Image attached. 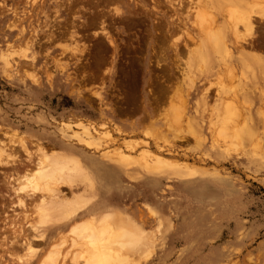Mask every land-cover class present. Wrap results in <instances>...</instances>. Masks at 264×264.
Returning a JSON list of instances; mask_svg holds the SVG:
<instances>
[{"label":"rangeland","instance_id":"374dc122","mask_svg":"<svg viewBox=\"0 0 264 264\" xmlns=\"http://www.w3.org/2000/svg\"><path fill=\"white\" fill-rule=\"evenodd\" d=\"M255 2L264 4L121 0L120 14L112 13L117 5L108 0H7L8 7H0V142L24 139L33 152L30 171L37 143L65 166L79 162L86 178L54 188V194L87 201L65 225L49 222L52 228L43 229L35 206L48 195H22L29 208H17V197L2 183L5 173L21 176L28 162L11 146L25 161L17 174L0 167V264H82L72 259L81 248L69 230L76 221L109 211L142 233L129 264H264V23L255 19L262 34L254 42L242 27L237 37L222 9H248ZM199 13L208 19L199 22ZM103 27L116 49L108 46ZM212 36L226 46L218 50L211 43L216 50H204ZM239 39L254 48L243 42L238 50ZM97 43L102 53L94 58ZM74 45L80 50L72 51ZM24 53L28 58H19ZM7 60L15 62L12 67ZM225 103L235 110L220 119V128L229 130L230 140L223 143L214 112ZM94 127L110 132L117 145L129 143L131 159L147 147L171 165L150 172L132 161L119 163L106 153L107 142L94 137L97 145L85 143L83 131ZM34 232L44 240H35ZM29 237L36 242L27 252L17 242ZM51 244L63 254L56 263L47 261Z\"/></svg>","mask_w":264,"mask_h":264},{"label":"bare ground","instance_id":"6f19581e","mask_svg":"<svg viewBox=\"0 0 264 264\" xmlns=\"http://www.w3.org/2000/svg\"><path fill=\"white\" fill-rule=\"evenodd\" d=\"M7 0H1L0 1V7L1 9L5 10L8 5L6 4ZM77 1V0H75ZM109 2H113L116 3L117 6H114L113 14L115 13H119L121 11L120 6L118 5V2L121 0H108ZM185 1V0H184ZM201 1V0H200ZM257 1V0H255ZM22 2V1H21ZM74 2V1H73ZM72 2V3H73ZM96 2V1H95ZM160 2V1H159ZM168 2V1H167ZM191 2V1H190ZM238 2V1H237ZM26 3V2H25ZM24 3V4H25ZM161 3V2H160ZM95 4V3H94ZM259 4H261L259 2ZM71 5V4H70ZM162 5V4H161ZM170 5V4H169ZM195 5V4H194ZM200 5V4H199ZM172 6V5H171ZM191 6V5H190ZM254 7V9H253ZM85 8V7H84ZM130 8V7H129ZM172 8V7H171ZM185 8V7H184ZM191 9V8H190ZM223 11L227 12L231 19L233 20L232 22V29L233 32L237 35V37L240 36V27H242L243 29H245L248 32V36L251 38V40L253 39L254 42V38L256 39V37L260 36V34H262L260 32V28L258 31V26L254 23L255 19L260 20L261 23H264V4L262 3L261 5H256L253 4L252 6H248V9L246 7L240 6L238 4H234V5H225L223 8ZM3 10V11H4ZM10 10V9H9ZM12 10V9H11ZM15 10V9H14ZM13 10V11H14ZM139 10V9H138ZM136 11V10H135ZM192 11V10H191ZM6 12V11H5ZM15 12V11H14ZM13 12V14H14ZM56 12H60L62 13L61 10H57ZM122 12V11H121ZM189 12V11H188ZM196 12V11H194ZM29 13V12H28ZM102 13V11L100 12ZM97 14L96 16L98 17ZM139 13V12H138ZM175 13V12H174ZM105 14V13H104ZM104 14L102 17H104ZM109 14V13H108ZM120 14V13H119ZM129 14V13H128ZM127 14V15H128ZM15 15V14H14ZM17 15V14H16ZM102 15V14H101ZM100 15V16H101ZM130 15V14H129ZM128 15V16H129ZM132 15V14H131ZM52 16V15H51ZM106 16V15H105ZM112 16V15H111ZM193 16V15H192ZM195 16V15H194ZM198 21L199 22H205L208 18L207 15H205L204 13H199L198 15ZM95 17V16H94ZM95 17V18H97ZM229 17V18H230ZM105 18V17H104ZM127 18V16L125 17ZM129 18V17H128ZM127 18V19H128ZM193 18V17H192ZM213 18V17H212ZM228 18V19H229ZM115 19V18H114ZM126 19V20H127ZM13 20V19H12ZM129 20V19H128ZM157 20V19H156ZM256 20V21H257ZM100 21V20H99ZM133 21V20H132ZM178 21V20H177ZM192 21V20H191ZM197 21V20H196ZM259 21V22H260ZM103 22V21H102ZM111 22V21H110ZM128 22V21H127ZM131 22V21H130ZM198 22V24H199ZM230 22V21H229ZM9 23V22H8ZM96 23V22H95ZM113 23V22H112ZM126 23V22H125ZM157 23V22H155ZM181 23V22H179ZM178 23V24H179ZM11 24V23H10ZM111 24V23H110ZM131 24V23H130ZM201 24V23H200ZM203 24V23H202ZM210 24V23H209ZM54 25V24H53ZM65 25V24H64ZM67 25V24H66ZM89 25H92V23L90 22ZM96 26V24H94ZM264 26V24H262ZM87 26V25H86ZM110 26V25H109ZM153 26V25H152ZM183 26V25H182ZM194 26V25H193ZM203 26V25H202ZM260 26V27H263ZM23 27V26H22ZM163 27V26H162ZM264 28V27H263ZM262 28V29H263ZM23 29V28H21ZM69 29V28H67ZM111 29V28H110ZM203 29V28H202ZM202 29L200 31H202ZM103 34L105 35L107 41L109 42L110 45L108 46H112L114 49H116V45L113 41V39L111 38L110 34L108 31H106V28L103 27ZM146 31V30H145ZM164 31V30H163ZM243 31V30H242ZM81 32V31H80ZM263 32V30H262ZM29 33V32H28ZM68 33V32H67ZM176 33V32H175ZM220 35V32H218ZM243 33V32H242ZM186 34V33H185ZM88 35V34H87ZM179 35V34H178ZM175 36V34H174ZM210 36V35H209ZM224 34L221 35V37H223ZM75 37V36H74ZM164 37V36H163ZM169 37V36H168ZM187 37V36H186ZM236 38V37H235ZM74 39V38H73ZM140 39V38H139ZM165 39V38H164ZM175 39V38H174ZM194 39V38H193ZM192 39V40H193ZM222 39V38H221ZM259 39V38H257ZM54 40V39H53ZM240 40V39H239ZM243 40V39H242ZM240 40V42H237L238 45V50L244 49V43H246L248 46H250L252 49L254 48V44L255 43H250V42H245L246 40L242 41ZM250 40V41H251ZM178 41V40H176ZM219 38L216 36H212L209 37L207 39V43H205L206 48H204V50H206L207 52H211L212 49L216 48L218 50H221V48L225 47L226 45H224L222 47V44L220 42ZM249 41V40H248ZM262 41V40H261ZM73 42V41H72ZM75 42H77L75 40ZM169 42V41H168ZM193 42V41H191ZM101 43V42H100ZM100 43L96 44V48L93 56L95 58H98V56H100L99 54L102 53L101 52V47ZM104 43V40H103ZM184 43V42H183ZM213 43L214 47L213 48L210 46V44ZM224 43V42H223ZM235 43V42H234ZM260 43V42H259ZM169 44V43H168ZM182 44V43H181ZM245 44V45H246ZM258 44V43H257ZM262 44V43H260ZM258 44V45H260ZM106 45V44H105ZM162 45V44H161ZM208 45V46H207ZM158 46V45H157ZM221 46V47H220ZM261 46V45H260ZM258 46V47H260ZM263 46V45H262ZM44 47V46H43ZM63 47V46H62ZM180 47V46H179ZM182 47V46H181ZM15 48V47H14ZM104 49V48H103ZM102 49V50H103ZM108 49V48H107ZM119 49V48H118ZM159 49V48H158ZM185 49V48H184ZM225 49V48H224ZM72 51H76V50H80L79 45H74V47H71ZM122 50V49H121ZM223 50V49H222ZM89 51V50H87ZM128 51V50H127ZM126 51V52H127ZM1 52V51H0ZM15 52V51H14ZM103 52H106L105 50H103ZM125 52V53H126ZM160 52V51H159ZM213 52V51H212ZM221 52V51H220ZM13 53V52H11ZM87 53V52H86ZM90 53V51H89ZM88 53V54H89ZM140 53V52H139ZM73 54V53H72ZM124 54V53H123ZM185 54V53H184ZM212 54V53H211ZM12 55V54H11ZM102 55V54H101ZM172 55V54H171ZM205 56V53L203 54ZM173 56V55H172ZM216 55H214L215 57ZM224 56V55H223ZM20 57H24V58H28V55L26 53L22 54L19 56ZM127 57V56H126ZM15 58V60H14ZM101 58V57H100ZM130 58V57H129ZM163 58V57H162ZM260 57H256V56H252V60H256L254 62L256 63H260V60H258ZM16 57L13 56V61H16ZM84 59V58H83ZM103 59V58H102ZM11 60V59H10ZM10 60H7L6 63L9 64L11 67L13 66V64H11ZM26 60V59H25ZM174 60V59H173ZM213 60V59H212ZM118 62V60H117ZM158 62V61H157ZM226 62V61H225ZM25 63V62H24ZM27 63V62H26ZM124 64V63H123ZM78 65V64H77ZM172 65V64H171ZM228 65V64H227ZM262 65H264V60L262 59ZM23 66V65H22ZM27 66V65H25ZM103 66V65H102ZM162 66V65H161ZM165 66V64H164ZM226 68V67H225ZM24 69V68H23ZM167 69V68H166ZM31 70V68H30ZM122 70V69H121ZM232 71V70H231ZM94 73V72H93ZM178 74V73H177ZM26 75V74H25ZM167 75V74H166ZM97 77V76H96ZM95 78V77H94ZM168 78V77H167ZM171 78V77H170ZM174 78V77H173ZM91 79V78H90ZM169 79V78H168ZM87 84V83H86ZM174 84V83H173ZM220 92H222V89L220 90ZM181 101V100H180ZM172 103V102H171ZM233 103V102H232ZM176 104V103H175ZM173 105V104H172ZM170 106V104H169ZM237 109V108H236ZM233 107H231V105L229 104H224L221 106V108H217L216 111L214 112V120L216 122H214L215 128L217 132V138H221L222 142L223 140H226L225 138H227L228 133L226 130H228L226 127V129L224 130L223 128H220V119H226L228 113H232ZM238 110V109H237ZM236 112V111H235ZM234 112V113H235ZM181 113V112H180ZM239 114V113H238ZM211 115V114H210ZM235 115V114H233ZM177 116V115H176ZM236 116V115H235ZM178 117V116H177ZM181 117V116H180ZM232 119V118H231ZM213 120V121H214ZM212 121V120H211ZM236 121V120H235ZM233 122V119H232ZM178 124V123H177ZM231 126V125H230ZM235 126V125H234ZM92 128V127H91ZM95 128V127H94ZM233 128V127H232ZM231 128V129H232ZM1 130V129H0ZM11 130V129H10ZM95 131V132H94ZM94 131L89 130V129H85L83 131L84 135L86 136V144L89 145H97V143L93 142L94 140H96L94 137L101 139L104 143L107 142L105 145V149H108V151L106 150V153H109V156H113L115 161L125 164L128 161H132L137 163L140 167H142L143 169L150 171V172H160L161 170L165 169L164 167L171 165L170 159L168 157H166L165 155L161 154V153H155L152 152L149 148L145 147L142 150H140L138 156L135 159H131V153H129V151L132 150V146L129 143H124V145H117L114 137L112 136V134L110 132H99V130H97L96 128L94 129ZM107 131V130H106ZM229 131V130H228ZM98 132V134H97ZM225 132V133H223ZM12 133V132H11ZM15 133V132H13ZM223 133V134H222ZM230 133V132H229ZM4 137L6 136V133H4ZM16 134V133H15ZM239 133H234V136H237ZM8 136V135H7ZM7 136L5 137V139H7ZM222 136V137H221ZM231 136V134H230ZM3 137V136H2ZM22 136H20L21 138ZM92 138L94 140H92ZM229 138V137H228ZM227 138V139H228ZM4 139V138H3ZM18 141H16L15 139L11 138V136H9V143L6 140V143L4 142H0V167H10L9 169H11V171H13V173L17 174L20 169H18V164L20 163L19 161V157L16 154H13L14 148L11 149V146H18L19 149L18 151H23L26 155V160L28 162H24V166L29 165L27 163L30 162L31 165V155L33 152L30 151L28 145L26 144V142L24 141V139H19L17 138ZM239 139V138H238ZM230 140V138H229ZM91 141V142H90ZM234 141V140H233ZM33 143V142H32ZM224 143V142H223ZM147 145V144H146ZM36 146V143H35ZM135 147V146H134ZM111 149V150H110ZM44 150H46L45 148H42V144L40 145V143H37V149L36 151H39L38 154H36V162H34L35 164V169L31 170L28 169L29 167H25L24 168V173L21 176L15 177L14 175H6V173L4 174L3 177V184L4 187H6L5 189L7 191H10L13 193L14 196L17 197V200L19 202H17V208L18 206L27 209L29 207L26 206L25 204V197L26 199H34V197L36 196V194L38 193L40 195V193H46L48 196H41V198H39L40 200H38V206H35L36 210L38 211V215H39V220L38 222L41 224L42 227H44L43 229H50L52 227L47 226V223L49 222H57L56 227H60L65 225L66 223H68V221L72 218L75 217V215L79 214L80 212H83L81 210H83L85 208V205L87 203L86 199L83 196L80 195H75L73 198L70 199H64V198H59L57 195L54 194V188H59L62 187V185L65 186H69L72 187L76 184H78L79 182L83 181L84 178H86L85 176H83L80 172V167L79 165H77L75 163L74 164H70L69 166H65L63 165L61 162H59L58 159L56 158H52L49 157L47 155H45ZM35 151V149H34ZM259 151V150H258ZM15 152V151H14ZM36 153V152H34ZM33 156V155H32ZM34 159V157H33ZM70 159V158H68ZM72 160V159H71ZM33 161V160H32ZM22 162V163H23ZM20 163V164H22ZM173 164V163H172ZM17 166V168H16ZM21 166V167H22ZM80 168V169H79ZM19 171H18V170ZM32 169V168H31ZM98 169V168H97ZM109 169V168H108ZM180 170V168H177ZM105 171V168L103 169ZM107 171V170H106ZM178 171V170H177ZM1 172V171H0ZM183 172V171H182ZM12 173V174H13ZM103 173V171H102ZM110 173V172H109ZM185 173V172H183ZM108 174V173H107ZM189 174V173H186ZM103 176V175H102ZM7 178V179H6ZM106 178V177H105ZM100 181V180H99ZM102 182V181H100ZM99 183V182H98ZM102 184V183H101ZM2 186V185H0ZM65 189V188H64ZM4 190V188H3ZM6 191V192H7ZM62 192V191H60ZM2 193V192H1ZM8 193V192H7ZM64 194V193H63ZM22 195H25L24 199L22 198ZM1 196V194H0ZM3 196V195H2ZM11 197V196H10ZM13 197V196H12ZM39 197V196H37ZM36 199V198H35ZM32 201V200H31ZM34 202V201H33ZM36 204V202H34ZM16 205V204H15ZM30 205V204H29ZM5 206V205H4ZM13 206V205H12ZM32 206V205H30ZM13 208V207H12ZM11 209V208H10ZM14 209V208H13ZM20 210V209H19ZM22 210V209H21ZM28 210V209H27ZM17 211V210H16ZM116 211V210H115ZM15 212V211H14ZM96 213V212H95ZM26 214V213H25ZM117 214V212H116ZM114 213L109 212H105V213H101L100 215H92L87 218H84L80 221H76L74 223V225L71 227V229L69 230V232L73 233L76 236V239H73V244L74 246L77 245L81 248L80 251L76 252V255L74 254V258L77 261H80L82 264H129L130 262V257H131V252L132 250H134L137 246L138 243L141 242V235L142 233L139 232L138 230H136V228L134 227L133 224L127 223L124 220L121 219V216H117ZM24 215V214H23ZM122 215V214H121ZM33 216V215H32ZM29 217V216H28ZM25 218V217H24ZM29 226V225H28ZM49 227V228H48ZM40 228V227H38ZM32 229V228H31ZM12 230V229H11ZM36 228H34L33 231H35ZM32 231V230H31ZM46 231V230H45ZM67 231V230H66ZM65 231V232H66ZM41 232V231H40ZM68 232V233H69ZM32 235V234H31ZM29 236V235H28ZM33 236L35 237V240H44V235L41 234H36L35 232L33 233ZM33 237V238H34ZM61 237V236H60ZM13 238V237H12ZM30 240L26 238V240L24 241H20L17 242V245L20 246V249H24V251L26 250L31 251V247H32V243H33V239L31 237H29ZM78 238V239H77ZM17 239V238H16ZM62 240V239H61ZM64 240V239H63ZM62 240V241H63ZM61 241V244H62ZM36 242V241H35ZM34 242V243H35ZM33 243V244H34ZM64 243V241H63ZM41 244V243H40ZM58 244V243H57ZM57 244H51L50 247L52 250H50V254L47 256V261H50L51 263H56V261L58 260V257L60 255V240H59V247H57ZM35 245V244H34ZM63 245V244H62ZM61 245V246H62ZM17 246V247H18ZM8 253V252H7ZM48 253V251H47ZM68 253V252H67ZM10 254V253H9ZM8 254V255H9ZM62 254V253H61ZM47 255V254H46ZM63 255V254H62ZM60 255V256H62ZM67 255V254H66ZM45 258V256H44ZM46 262H41L40 264H44ZM49 263V262H48ZM60 264H65L64 261H62V263Z\"/></svg>","mask_w":264,"mask_h":264}]
</instances>
